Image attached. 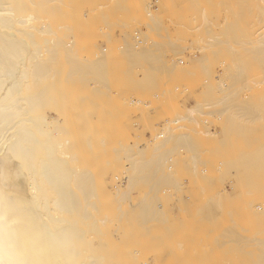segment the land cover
Instances as JSON below:
<instances>
[{
	"label": "bare ground",
	"instance_id": "bare-ground-1",
	"mask_svg": "<svg viewBox=\"0 0 264 264\" xmlns=\"http://www.w3.org/2000/svg\"><path fill=\"white\" fill-rule=\"evenodd\" d=\"M67 1L0 0V264H149L148 261L144 262L145 257L141 260L139 259L143 256L137 257L138 255L134 253L135 255H132V258H130V256L124 257L125 255L123 256L121 252V248H124V246H127L128 244L131 245L135 236L134 232V235L131 233V236H129L130 238L133 237L132 241L130 240V243L128 242L127 245L125 244L122 245L123 247H119L121 246L120 240L123 239L122 231L125 222L127 223L129 220H133L132 218L135 217V215L132 213L130 214V212L138 213L141 211L140 225L141 223H146L151 220V218H154V212H152L154 213L153 217L149 218L146 216L148 213L147 210L151 208V206H148L150 208L147 209V206H145V203H147L149 199H144L143 201L136 203L134 195L136 194V191H140V188L143 187L146 191L145 194L147 195L157 194L156 196L159 197L160 194H162V196L163 194H171L173 198L174 194H183L182 196L187 194L186 186L189 185V182L191 184L194 181L197 182L198 186L195 185V187H199L200 185L199 190L202 189L199 191L200 193L202 191H208L209 186L215 185L214 183H216V179H212L211 176L208 175V173L211 172V168L210 171L208 167L207 170H204L203 166L206 162H203L204 160L201 159L198 153L194 154L196 146L197 148L201 147L202 142L197 143L196 140H199V138H197L198 136L194 137L195 134L192 135L191 132L189 134L188 131L192 130L195 133L196 131L200 133L205 127L207 130L204 128L206 131L203 133L204 130H202L201 133L211 136L210 134H215L217 129L221 128L223 134L224 132L228 133L229 131H232L231 134L233 135V130L239 128L240 130H237L239 133L236 132L237 134H235L234 132V136L241 139L245 137L248 140V130L256 129L251 128L252 126L254 127L255 123L260 121L262 127L261 125L259 127L264 130V0H236V2L239 1L238 3L235 1L233 2V0H167L166 5H163V2L161 3L162 0L155 1V7L156 5L164 6L160 7L161 10L162 8H167L166 11L164 10L165 12L162 10V13L158 12L160 10L159 7L154 9V11L152 10L151 7L153 4H150L151 0H139L140 4L135 3L138 0H109V3L103 0V4H99L98 1L99 6L97 7L93 6V4H91L90 7V2L86 3L85 0L86 6L84 7L88 9L90 7V13L93 11V14H98L105 23V25H103L104 29H106L105 31L103 30L104 32H107L112 26L118 27L120 30L125 29L123 32H125L126 35H124L125 33H122L124 36L121 37L124 39H121V41H123L121 43L124 45L122 44L123 47L119 48V44L118 47L119 52L121 50L123 52L124 61L126 63V65L124 63L123 65L125 66H122L123 59L121 64L120 61H117L121 60V58L117 57L118 55L116 56V50L112 51L115 55L114 53L109 55L108 51L112 48L109 44L107 46L110 47V50H108L103 44L101 45V40H99L100 43H98V41L93 43V38L90 40L87 38L88 35L86 37L82 36L83 34L81 35L80 32L82 31V28L78 27L81 26V22L85 24L86 21L78 22L81 19H73L70 15L67 17V14L72 12L69 10H72L74 6H71V4L75 2L73 1V3H69ZM92 1L93 0H91V3H93ZM94 1L96 2V0ZM163 1L165 2V0ZM76 2L79 4L83 1ZM105 2H107L110 7L108 4V6H106ZM96 3L94 5H96ZM82 4L80 3V6H78L81 7ZM185 6H187L188 10ZM106 7L109 9L107 8L106 10ZM182 7H185L186 10L184 11H188V13L184 12ZM86 8H82L83 11ZM92 8L94 9L92 10ZM77 11L80 13L81 9H78ZM87 11L89 12V10ZM194 11L196 12V15H194ZM252 12H255V19L251 14ZM108 13H112L113 18L109 17L110 20L112 19V22L108 19V15L110 16ZM250 14L253 18H251V20L257 19L259 22L262 20V23H260L263 24L262 26L257 27L259 25L258 22L256 29L252 30L255 31L253 35L251 34L252 36L249 35L250 33L248 34V31L244 28L246 26H244V23L247 21ZM72 16L76 15L72 14ZM77 16L80 17L78 12ZM84 17L87 16H83L82 13L81 18L83 19ZM88 17L89 20L91 19L92 21L93 18H90V16ZM94 19L93 21L95 22ZM107 20L109 24L111 22V27H109L110 25H107ZM251 20L248 19V21H250L247 22L248 25L249 23L253 25V23L256 22ZM91 21L89 22L87 19V24L89 22L90 25ZM98 21L99 20H96V24ZM102 21H100V24H102ZM135 23H138L145 32V34L142 33L140 28H138L139 26L137 27L141 31L140 33L143 34L142 37L144 40L138 35V38L140 37L139 40L141 39L142 41H137L136 43H134L133 40H129L131 38L126 32L127 30H130V28H133V24ZM96 24H93L92 32L95 30ZM100 24H97L99 25L98 27L102 26ZM192 24L196 25L192 28ZM132 25L133 27H131ZM251 25H249V30ZM118 28H115V30H118ZM137 28L135 29L134 27L135 30H138ZM246 28L248 30V26ZM253 28L255 27L253 26L252 29ZM89 29L86 28L85 31H90ZM99 30L100 29H98V31ZM120 30H118V32ZM108 32L110 33L111 31ZM115 32L117 33V31ZM115 32H111L112 34L110 33V36L112 35L111 38ZM130 32L131 31H129V33ZM159 32H164L166 34L160 33L161 35H159ZM86 34L88 33L86 32L84 35ZM120 34L118 33L117 35L119 36ZM154 35L158 36V40H153L152 36ZM98 36L102 38L101 34L96 35V37L94 36V38H97ZM133 36H135V34ZM150 37L152 39H150ZM96 40H98V38ZM116 40L118 42L119 38H116ZM113 41L114 40H112L111 43H113ZM114 42L116 43V41ZM106 44L107 43L105 42V45ZM184 45L186 47L185 51L191 48L193 49L188 57L185 56L187 57L185 59L186 64L183 62V59H181L183 56L182 53L185 52L183 51L185 49L183 47ZM234 46H236V48H238L237 46L241 47L239 49H242V51H236L237 49H234ZM116 47L117 45L114 49H117ZM194 49L197 51L194 52ZM189 52L187 51V53ZM171 53L174 54V58L169 56ZM232 55L234 59L230 60L231 62L228 59L230 63L227 64L229 65H224V63L223 66H220V63H218L220 67L211 65L213 62L217 64V61L221 62L222 59H227ZM121 57L123 58L122 55ZM168 57H171V59ZM115 62H118V64ZM122 79L124 82H122L123 84L120 83ZM196 79H198V81H196ZM160 81V88H162L161 84L167 86L170 83L171 87H173L171 84L175 85V89L172 88L173 91L170 89V91L168 90L169 92H166L169 94V98L170 95L171 97L173 95H178L179 90L176 86L180 88V86L183 85V89L186 87L184 89V91H186V96L184 95V103L186 104H183L184 108H181L179 105L183 103L182 100H180L182 103L175 101L176 105L174 104L175 102H173L175 107H180L179 111L183 109V113L182 111L180 112L181 114L175 112L176 114L173 116L174 119L172 118V121L169 123L164 122V129H160V127L158 130L156 127V130L155 127H153L154 130L152 128L150 131L149 128L151 129V126H149L148 130H142L145 115L142 119L141 117L137 118L138 120L141 119V121L144 119L142 121L143 126L141 125L142 129L140 132L142 133L140 134V137L144 132L151 135L150 138H148L149 141H146V138L143 139L145 140L143 144L139 142V139H141L139 138V135H135L137 132L136 129L134 132H132V130L130 131L134 133L133 136L135 139L136 137L139 138L136 140L137 142L132 143V137L130 139L131 142H129L128 137L125 140V137L122 136L125 143L123 142L124 140H119V142H122H120V146L118 145V147L111 144L115 141L114 133L116 135L117 132L122 134H127L129 132L128 134L131 136L132 133H130L128 129L132 127V122H135V120L132 122L130 121L131 127L129 126V128H127L128 126L123 122V116H118V119L122 118L123 120H112L114 123L118 121L117 125L113 124L112 121L108 122L110 117L108 120L104 117L108 122L105 124L107 125V129H104L105 127L103 126L102 128L104 130L88 129L91 124L94 125L92 122L93 118L96 120L97 115L99 116L97 111L101 110L102 112V107L100 108L99 106V110L97 109L98 105L95 104L93 110V104L91 103L93 101H88V104L91 103V109L94 111V114H92L93 111L87 113V116H91L92 114V118L88 117V119L90 118L92 120V123L90 124L88 119H85V112V115L81 113L79 114L80 117L77 118V120L81 119V121L79 120V122H75L77 121L75 120V115L77 116L78 114L74 112L73 108L75 107L68 103L73 100L75 95H77L76 92L79 91L78 93H80L84 90H78V86H81L82 88H89V93L92 94L91 96H94L93 98L100 97L99 99L101 101H103V98L106 96L111 98L109 95L116 96V93L123 91L121 93L124 94V98L130 97L127 98V100L123 98L128 102L125 103H127V105L130 103L136 104V102H129V99L130 101H133L131 98L134 97L132 91L136 92L135 97H139V91L137 90H140V87L142 88L143 84H145L144 87H152L151 83L154 82L155 85H157ZM117 84H122L123 87L118 86L116 89L115 86ZM155 85H153V88ZM136 87H138L137 90ZM144 87L142 90H144ZM162 89H164V87ZM162 89L158 90L162 91ZM183 89L180 88V90ZM146 91H144V94H142V91L140 92L142 98H145L144 95ZM151 91L152 94H155L154 91L157 92L156 89L152 90V88H148V93H151ZM84 93H86L85 90ZM166 93H162V95H167ZM152 94H146L145 103L154 102L157 95V98H161V96H159V91L155 97L153 96L154 94ZM81 95L82 98H85L83 93ZM122 96H118V99L115 97V99L120 100ZM149 96L152 97L154 101H149ZM79 98L80 105H88L85 104L86 102L84 103L81 101L80 96ZM93 98L91 100H93ZM108 98L106 102L104 100L101 104L107 105V101L108 103L113 101L108 100ZM94 100H96V98ZM167 100L169 101L171 99L167 98ZM74 101L75 100H73V102ZM97 101L98 100L95 102ZM99 101L98 103L101 102ZM144 101L142 99L141 101L139 100L141 104L138 102V106H143ZM191 101L194 103H191ZM157 102L158 101H156V103ZM123 103H120V105ZM115 104L116 102L113 103V105ZM150 104L153 106V103ZM108 105L107 107L110 108L111 106ZM103 107L104 112L105 108L109 111L106 106ZM114 108L116 107L114 106ZM178 108H176V110H178ZM123 109L125 110L124 107ZM168 109L169 108H167V110ZM88 110H90L89 107ZM154 110L155 111L153 112H156V110L159 112L160 108H154ZM80 112L79 109V113ZM109 112H111L110 116L112 114H117L112 113L114 111ZM120 112L122 111L119 110L118 114ZM125 112L126 111H124V113ZM160 113L163 112L160 111ZM106 114L107 113L104 115ZM157 114L161 116L159 113ZM170 114H172V112ZM100 115H102V113H100ZM115 115L111 117L115 118ZM130 115H126L125 118L127 119L128 117L129 119ZM133 115L131 116L132 118H134ZM159 116H156V118ZM166 116L168 115L165 114L164 117ZM131 117L130 119H132ZM148 118L150 117L147 116V120L144 123L147 121L152 123ZM161 118H159L161 120L158 121L157 124L163 122V119L165 120V118ZM167 119H169V117L166 118V120ZM106 120L102 122L103 124L101 121L98 122L100 124L96 121L95 123H97V125H95H104ZM120 122H122V124L124 123L123 125L125 128L119 129L120 127L118 125ZM150 123H146L145 126L148 124L150 125ZM243 123H247L246 126L249 127L248 130V127L246 128L244 124V129L247 131L241 128V124ZM108 124H111L110 127L112 132L108 130ZM128 124L129 123H127V125ZM112 125H116V127H113L115 129L118 126V129L121 131L119 132L117 129L114 132ZM138 127L139 130L140 125H138ZM210 127L219 128L212 133V128L210 129ZM122 129H127V133H125L124 130L122 131ZM208 129H210V131ZM241 129H243L244 132L246 131V133ZM220 131L221 130L217 131V133H220ZM254 131H252V134L250 131V134L253 135V133H255ZM139 133L137 132V134ZM219 133L218 135H213V137L215 136V142L212 144L213 140L210 143V145L212 144L211 147L217 143V136L220 140H223L224 137H222V133ZM229 134L230 132L226 134V136ZM118 136H120L121 139V134ZM236 137L233 139V136H231V139L238 140ZM117 138L116 140H118ZM208 139L211 141V138L204 139V141L207 140L206 144L208 143ZM259 139L260 141L258 140V142H256V140L255 142H252L253 140L251 142L246 140L245 143L247 142L248 145H244V148L238 146L237 142L240 141H237V145H234L236 148L231 144L233 149L235 148L237 152L241 148V152L238 155H236L235 152L237 157L235 156L236 158L233 157L235 159L228 160V165L225 167L221 164L218 166V163H214L215 166H218V169L215 170L223 171V174L225 173L227 175L231 174V176H236L238 173L237 176L241 178V182L244 181V183L248 185V188L252 186L250 187V190L254 189L252 194L254 195V198L256 193L255 188L257 191L258 189L260 190L258 191L259 193H256V196H260V192L262 193V191V194H264V190L262 189L264 186L262 187L263 183L261 182L262 179H264V177L262 178L264 175L262 174L264 172V142H261V138ZM222 140L219 142V145L222 146L224 144V146L227 147V144H221ZM228 141L231 142L232 140H225V142L229 144ZM232 142L234 144L235 141ZM203 144L204 147L205 143ZM226 147L225 150H227ZM228 147L230 148V145ZM238 147L239 149H237ZM202 148L199 149H205ZM219 148L216 147L217 150ZM229 148L227 151H229ZM235 149L234 151H236ZM211 150L212 149L208 150V153H210L209 155L218 158L216 154L218 153L219 155L221 153L220 150H218V152L214 150L217 153L214 155L212 152L213 156ZM190 151L194 152L190 153L193 155H186V152ZM234 151L231 152L234 154ZM229 154L230 153L225 154V157ZM186 156L190 157L189 167L191 164L192 169H190L193 173V175H190V172L187 173V175L193 176V181L191 182V180H189L187 185L184 183L183 174L184 176H187L185 175V167L188 166H184L182 163V161L185 160H182V158H189ZM225 157L223 158L225 159ZM208 160H212V158ZM215 160L216 162L218 161L217 159ZM211 163L213 162L208 161L209 167L211 166ZM221 163H224V161ZM200 166L203 167L204 177L202 176ZM212 167H214V165ZM259 167L263 168L261 174L259 172L261 171V168ZM214 172L215 171L211 173L214 174ZM251 173H259L257 175L254 174L258 176L259 179H256V176L254 175H249ZM243 174L251 176L250 179L246 176L249 181H247L246 178L243 180L244 178L242 177H245ZM236 177L235 179L233 178V180L239 181L240 178L237 179ZM251 178H253V181ZM228 181L232 183V180ZM248 182L250 184H248ZM223 183L226 184L225 182ZM238 183L235 182L234 184L237 185ZM242 184L243 183H239L238 185L241 186ZM230 185L231 184H229V186ZM215 186H217V184ZM229 186L228 188H230ZM231 186L233 188L231 187L232 191H230L234 195L235 187L233 184ZM195 187H191L193 188L194 194H199L196 192L198 189H195ZM240 189L242 191V189L245 188L241 187ZM247 189L246 192L248 193ZM214 190L215 189L213 188V192ZM238 191L239 189H236L235 194L238 193ZM213 192L210 195L211 197ZM190 193L188 192V194L192 196ZM239 193L236 195L238 198ZM241 194L243 195L244 192L240 193V196L242 197ZM152 196L149 195V197ZM165 197L163 198V202L166 201ZM230 197L228 198L230 199ZM232 197H234L233 200L236 199L235 195ZM243 197H247V195H244ZM261 197L263 198L264 196L261 195ZM157 198L155 196L152 197L150 202L155 204L156 202H160L161 205L160 197V200ZM193 198L194 196L189 199L191 200ZM228 198L227 200H229ZM258 198L259 197H257V199ZM202 199L203 197L200 198V200ZM196 200L192 202H195V204H193L197 207ZM224 200L226 201V198ZM203 201L205 200L203 199ZM218 201L211 200L210 202H206L205 205L202 204L201 201L202 206L199 205L197 207H201L200 213H202V215H206L209 218L211 216L210 220H212L210 222H208L209 220L207 219L208 224L214 223L213 220L216 219V216L213 214L214 209L218 210L221 208L222 210L225 206V203ZM229 201L232 202V199ZM236 201L231 204H235ZM247 201L248 200H246V203L244 202L246 206L250 204V202L247 204ZM253 201L257 200L253 199ZM167 202L169 204L165 202L168 205L165 207L166 210L170 209L171 212H174L170 206L172 203H175V201L172 202L171 205V201ZM184 202L186 205L191 203V201L187 203L186 201H183L182 203L180 202L181 204L179 205V208H181ZM258 202L259 201H257V203L253 202L255 205H258L256 206V212H254L255 208L250 209L253 210V214H249L250 210L248 212L247 209L248 216H245L246 213L244 214L243 206H245V204H243L242 201L241 203H236L240 204V208H238L240 209L239 211H227L228 218L222 219V217L219 216L224 215L223 213L227 209L224 207L225 211L222 213L220 210L222 214H218L219 220L218 217L217 220H215L218 224L222 219L223 224H220L222 227L218 225L221 229L216 227V224L214 223L218 230L216 229L217 231L214 232L211 228L212 231L208 230V233L205 235L204 233L206 230L201 229L200 226V229L203 230V236H197L199 242L196 244H193L194 242L191 241L193 238L190 239L192 242L191 244H193V246L190 245L192 250L186 241L189 239L188 236L187 238H181L185 241L182 242L186 243V251L185 249L183 250L186 252L187 256L189 254L192 258V260H190L192 263L188 262L187 264H264V204L262 201V204L260 203L261 205L259 206ZM227 203L229 202L226 201V205ZM160 205L158 206L160 207ZM175 205L177 204L175 203L174 206ZM190 205L193 206L192 203ZM152 207L154 206L152 205ZM227 207L229 208L230 206L227 205ZM231 207H236L237 209L238 205H231ZM187 208L188 206L186 209ZM129 209L132 211H129ZM162 209L161 211H163ZM182 209L185 210L184 208ZM175 210L177 211V207ZM217 210H215V213L220 212ZM186 211L188 213V209ZM193 211L190 213H193ZM168 213L169 210L167 214ZM187 213L186 215L189 214ZM129 215H133L131 216V219L129 218ZM150 215L152 216V214ZM156 215L157 213L155 216ZM171 215L170 217H166L167 215H165V218L169 219L171 218ZM190 216L191 215H189V218L193 215ZM178 217L179 214H177V217L174 219L176 220ZM199 218V216L198 218H194L195 221L194 219L192 220V218L190 219V221H194V227L196 226V219L199 220ZM138 219L139 218L137 217L136 222L133 223H137ZM165 221L163 220L162 222ZM173 221L174 220L172 219V224L174 223ZM156 223L159 222L157 221ZM201 223H199V225ZM199 225L197 226L199 227ZM142 226L143 230L146 229L144 227L145 225ZM128 227L127 229H129ZM132 227H134V225L131 226V228ZM194 227H188L187 225L186 229L188 230V228H191V232L193 231V234H195L194 236L196 237V233H199V230L195 227V232L196 230L198 232L194 233ZM166 228L169 230L168 227ZM171 230L172 229H170V231ZM191 232L189 235L193 237ZM127 234L130 235V232ZM146 235L149 237V234ZM180 235L182 237L181 233ZM148 237L147 240H150ZM206 237L209 241L204 242ZM181 239L179 240L181 241ZM175 240L173 239V241ZM166 242L169 241L167 240L165 243ZM176 243L178 244V242ZM176 243L173 242V245ZM169 244L173 246L172 243L169 242ZM181 244L178 246L180 247ZM142 246H144V244ZM159 248H161V246ZM159 248L158 250H155L153 254L159 251ZM125 250H127V248H125L124 251ZM171 250L169 251L170 253ZM139 251L141 252V250ZM179 253L178 256L181 255V251ZM161 254L163 255V253ZM171 254V256H173L174 253ZM140 255H142V252ZM155 256L157 257V255ZM171 256H169L170 259ZM152 257H154V255ZM180 257H178L179 260L183 259V257ZM168 258L164 260H168ZM154 259L155 257L153 259L151 258V261L153 260L152 264H164V260L162 261L161 259V261L154 262ZM188 259H190V257H188ZM184 260H186L185 256ZM174 262L176 263V261Z\"/></svg>",
	"mask_w": 264,
	"mask_h": 264
},
{
	"label": "rangeland",
	"instance_id": "rangeland-1",
	"mask_svg": "<svg viewBox=\"0 0 264 264\" xmlns=\"http://www.w3.org/2000/svg\"><path fill=\"white\" fill-rule=\"evenodd\" d=\"M66 1H67V0H66ZM71 1H72V2H71ZM71 1L69 0V1H67V2H69V3H73V1H75V2H74L73 4H71V6H73V5H74V6H73V9H72V10H69V11H72V12H70L69 14H67V17H69V15H70V17H72L73 19H76V20H77V19H78V20L81 19V20L78 21V22H81V21H84V20L86 21L85 24H84L83 22H81V23H80L81 26L78 27V28H82V31L80 32L81 35L83 34L82 36H85V37L88 35L87 38L90 39V40H92V38H93V40H92L93 43H94V42H97V41H98V43H100L99 40H101V45L103 44L104 46H106L108 50H110V47H112L111 50L108 51L109 55L112 54V53H114V52H112V51H115V50H116V51H115L116 56L118 55L117 57H120V58H121V60H117V61H118V62L120 61V64H121V61H122V59H123V61H122V66H125L126 63H125V61H124V55H123V52H122L121 49H120L121 51L119 52V49H118L119 44H120V47H119V48H122L123 45H124L123 43H121V42H123V41H121V39L124 40V39L121 38V37H123L124 35H126V33L123 32L125 29H124V30H120V28H118V27H114V26L111 27L112 19L110 20L109 17L113 18V16H112V13H111V14L108 13V14H110V16L107 14V15H108V19H109L111 22H110V24H109V22H108V20H107V25H110L109 27L112 28V29H111V28L108 29V31H111L112 33L115 32V31H117V33H116V32L114 33V35H113V37H112L113 39H112V38H111L112 35L110 36V33H111V32H110V33H109L108 31H107V32H104V31L106 30V29H104V26H103V25H105V23H104V22L102 21V19L98 16V14H96V15L93 14V11L90 13V11H91V10H90L91 4H93V6H95V7H97V6H99V4H101V3L103 4V2H102L103 0H96L97 3H96L94 0L92 1L93 3H91V0H90V1H89V0H86V3H89V2H90V3H89V4H90L89 9L86 8V7H84V6H86V5H85V4H86V3H85V0H71ZM76 1H79V2H80V1H83V2H80L81 4L83 3V4L81 5V7H79V6H80V5H79L80 3L78 4V2H76ZM98 1H99V4H98ZM104 1H107L108 3L110 2L109 0H104ZM155 1H159V0H151V3H150L151 5L153 4L152 7H151L153 11H154V9H157V7H159V9H160V7H164V6H159V5H158V6L156 5V7H155V6H154ZM234 1L236 2V0H233V2H234ZM94 2L96 3V5H94V4H95ZM107 2H105V3H106V4H105L106 6L109 5ZM162 2H163V3H162ZM165 2H166V3H165ZM165 2H164L163 0L161 1V3H162L163 5H164V4H165V5L167 4V0H165ZM238 2H239V1H238ZM238 2H236V3H238ZM135 3L140 4L139 0H138L137 2H135ZM75 4H76V5H75ZM77 4H78L79 6H78ZM89 4H88V5H89ZM107 4H108V5H107ZM159 4H160V3H159ZM250 4H251V2H250ZM88 5H87V6H88ZM251 5H252V4H251ZM93 6H92V7H93ZM75 7H76V8H75ZM109 7H110V5H109ZM165 7H166V6H165ZM185 7L187 8V6H185ZM185 7H184V8L182 7V8H183V11L186 10ZM71 8H72V7H71ZM82 8H86V9H84V11H83ZM107 8H108V7H106V10H107ZM78 9H79V10L81 9L82 12L80 11V13H79V11H77ZM93 9H94V8H92V10H93ZM108 9H109V8H108ZM159 9H158V10H159ZM87 10H89V12H88ZM162 10H163V11H164V10L166 11L167 8H166V9H163V8H162ZM162 10L160 9L158 12L160 13ZM187 10H188V8H187ZM85 11H86V12H85ZM165 11H164V12H165ZM77 12H78V14L80 15V17L77 16ZM87 12H88V13H87ZM184 12L188 13V11H184ZM194 12H195V11H194ZM250 12H251V11H250ZM82 13H83V16H85V15H86L87 17L90 16V18H93V19L96 17V18L94 19L95 22L93 21V19H92V21H91V19L89 20V17H88V18H87V17H84V18L82 19V18H81ZM161 13H162V12H161ZM72 14H73V15H76V16H72ZM87 14H88V15H87ZM89 14H91L92 17H91V15H89ZM251 14H252V16H254L253 18L255 19V16H256V15H255V12H252ZM251 14H250L249 17L247 18V21L244 23V26L246 25L244 28H245L246 31H248V34L250 33L249 35H251V34L253 35V34H254L255 31H252V30H255V29H256V25H258V22H259L257 19H256V20H251V18H252ZM182 15H183V14H182ZM186 15H187V14H186ZM194 15H196V12H195ZM93 16H94V17H93ZM97 16H98V18H97ZM138 16H139V15H138ZM78 17H79V18H78ZM120 17H121V16H120ZM139 17H140V16H139ZM253 18H252V19H253ZM87 19H88L89 22L91 21V24H90V25H89V22H88V24H87ZM248 19L251 20V21H253V22L256 21L255 23L251 22V23H253V25H251V24L249 23V25H251V26H250V30H249V25L247 24V22H250V21H248ZM96 20H99V21L97 22V24H100V23H101L100 21H102V24H100V25H102L101 27H102L103 29H102L101 27H98L99 25L96 24ZM260 22L262 23V20H261ZM260 22H259V25H258L257 27L263 25V24H261ZM103 23H104V24H103ZM83 24H84V25H83ZM93 24H94V25L96 24V27H95L96 33H95V30L93 31L94 33L91 31V30H93V29H92V28H93ZM85 25H86V26H85ZM91 25H92V26H91ZM133 25H134L135 29L139 26L138 28H140V30L142 31V33L145 34L144 30L140 27V25H139L138 23H137V24L135 23V24H133ZM133 25H132L131 27H133ZM135 25H136V26H135ZM192 25H193V26H192ZM192 25H191V26H192V28H193L196 24H192ZM82 26H83V27H82ZM88 26L90 27V29H89ZM247 26H248V30H247V28H246ZM253 26H254L255 28L252 29ZM85 27H86L87 29H89L90 31H85V30H86ZM105 27H107V26H105ZM134 27H133V28H130V30H127V31H126L127 34H129V36H130V38H131V39H129V40H130V41L133 40L134 43H136L137 41H142V40H144V38L142 37L143 34L140 33L141 31H140L138 28H137L138 30H135ZM83 28H84V29H83ZM96 28H98V29H100V30L98 31V29H96ZM113 28H114V29H113ZM115 28H116V29L118 28V30H120V31L118 32V30H115ZM122 29H123V28H122ZM128 29H129V28H128ZM83 30H84V31H83ZM103 30H104V31H103ZM112 30H113V31H112ZM132 30H133V31H132ZM97 31H98V32H97ZM102 31H103L104 33H103ZM129 31H131V32L129 33ZM135 31H136V33H135ZM84 32H85V33L87 32L88 34L84 35V34H85ZM101 32H102V33H101ZM252 32H253V33H252ZM112 33H111V34H112ZM118 33H119V34L121 33V34L119 35L120 37L117 35ZM122 33H125V34L122 35ZM160 33H161V32H159V35H161V34H166V33H164V32H162L161 34H160ZM94 34H95V35H94ZM98 34H99V35L101 34L102 38H101L100 36H98V37H97L98 40H96L97 38H94V36L96 37V35H98ZM102 34H103V35H102ZM131 34H132V35H131ZM134 34H135V36H133ZM138 35H139L140 37H142V38H141L142 40H141V39L139 40L140 37L138 38ZM157 35H158V34H157ZM252 35H251V36H252ZM90 36H91V37H90ZM115 36H116V38H119L120 42H119V40H118V42H117ZM89 37H90V38H89ZM108 37H109V38H108ZM132 37H133V39H132ZM99 38H100V39H99ZM103 38H104V39H103ZM137 38H138V40H137ZM152 38H153V40H155V39L158 40V36H156V35L152 36ZM152 38L150 37V39H152ZM106 40H107V41H106ZM110 40H111V41H110ZM112 40L116 41V43H115L114 41H113V43H111ZM185 41H186V38H185ZM103 42H104V43H103ZM105 42L107 43L106 45H105ZM108 42H109V43H108ZM145 42H146V41H145ZM108 44H109L110 47L107 46ZM114 44H115V45H114ZM122 44H123V45H122ZM183 44H184V43H183ZM111 45H112V46H111ZM116 45H117V47H116L117 49H114V47H115ZM185 45H186V43H185ZM185 45L183 46V47L185 48L183 51L186 50ZM237 47H238V48H236V46H234V49H237L236 51H242V49H239V48H241V47H239V46H237ZM112 49H114V50H112ZM238 49H239V50H238ZM117 50H118V51H117ZM190 50H191V51H190ZM192 50H193L192 48L189 49V50H187L188 52L190 51L189 53H187V51L183 52L182 54H183L184 58H183V56L181 57L182 54L180 55L181 59H183V62H184L185 64H186V60H185V59H186V58L188 57V55L192 52ZM196 51H197V50L194 49V52H196ZM121 52H122V53H121ZM115 53H114V55H115ZM171 54H172V53H171ZM171 54H170L169 56H171V57L174 58V57H175V56H173L174 54H172V55H171ZM178 54H179V53H178ZM121 55L123 56V58L121 57ZM185 56H187V57H185ZM171 57H168V58L171 59ZM230 57H231V58H230ZM230 57L227 58V59L225 58L226 60H225V59H224V60L222 59V60H221L222 63L219 62V61H217V64H215V63L213 62V63H211V65H212V66H215V67L223 66V63H224V65H229V64H227V63H230V62H231L230 60H233V59H234L233 55L230 56ZM236 57H238V56H236ZM236 57H235V58H236ZM246 57H247V56H246ZM177 58H179V57H177ZM177 58H176V59H177ZM118 59H119V58H118ZM179 59H180V58H179ZM228 59H229L230 62L228 61ZM223 61H224V62H223ZM225 61H226V62H225ZM118 62H115V63L118 64ZM123 63H124L125 65H123ZM218 63H220V64H219L220 66L218 65ZM214 64H215V65H214ZM221 64H222V65H221ZM217 65H218V66H217ZM118 66H120V65H118ZM217 70H218V69H217ZM156 79H157V78H156ZM196 81H198V79H196ZM122 82H123V79H122V81H120V83H122ZM154 82H157V81H154ZM154 82H153V83H154ZM169 82H170V81H169ZM169 82H168V83H169ZM123 83H124V82H123ZM123 83H122V84H123ZM153 83H151L152 87H148V86H147V87H148V88H152V90H154V89L157 90V92L154 91V92H155V94L153 93L154 95L152 94V91H151V93H148V88H147V87H144L145 84H143V86L141 85L142 88L140 87V90L138 89L139 86L136 87V90L138 89L137 91H139V97H138V96L135 97V93H136V92H133V91H132V95H133L135 98H134V97H131V98L133 99V101H130V99H129V102H134V103L136 102V104H137V103L139 102V100H140V101H141V99H142L143 101L145 100L144 103H143L145 106H144V105H143V106L140 105L141 107L138 106V104L136 105V104H133V103H130L131 105L128 104V105H130V106H128V105H127L128 102H127L126 100H127V98H130V97L124 98V97H125L124 94L121 93V92H123V91H121L122 89L120 90L121 92L119 91L120 93H116V96H111V95H109V97H111V98H108V96H106V97L108 98V100H110V101L113 100L111 103H108V101H107V105L109 104V105L112 107V108H111V107L109 108V107H107V105H105V104L102 105V104H101L104 100H105V102H106V100H107L106 97L103 98V99H104L103 101H101V100L99 99L100 97H99V98L95 97L96 100H98V101L100 100V101H101V102L99 101L100 103H98V101L95 102L96 100H94V99H95V98H93L94 96H91L92 94L89 93V91H90L89 88L86 89V88H82L81 86H78V90H82V89H84V90L86 91V93H84V90H82V92H80V93H78V92H79V91H78V92H76L77 95H75V97H77V96L79 95V96L81 97V101H83L84 103L86 102L85 104H88L90 101H93V102H91V103L93 104V110H94L95 104L98 105V108H97V109H99V110H100V108L102 107V108H101V109H102V112H101V110H100V111L95 110V111H97V114L99 113V116H100V117L97 115L96 120H95V118H93V121L90 119V118H92V114H94V111L91 109V108H92V106L90 105L91 103L88 104L89 106H88V105H87V106H86V105H80V104H79V103H80V98H79V96H78L77 98H75V97L73 98V100H75L74 102H73V100H71L72 102L69 101L68 103L71 104L73 107H75V108H73V109H74V112H76L78 115L81 114V113H83V115L86 114V115H85L86 118H85L84 116H82L83 118L88 119V117H90V118H89L90 120L88 119V121L90 122V124L93 122L94 125H95V124L97 125L98 122L101 121V123H102V122L105 121L106 119L108 120L109 117L111 118V120H110V118H109V121H108V122H110V121H112V120L115 121V120L118 119V116H119V117L123 116V119H124V120H123L122 118H119L118 120L120 121V119H122L123 122L126 124V126H128L127 128H129V126L131 127V125H130V121L132 122V121L135 120V122H132V123H133L132 127L134 126V127H133L134 129L131 127L130 129H128V131L132 130V132H134V130L136 129V131L139 133V132L141 131L143 125H144V126H143V129H142V130H145V131L148 130L149 126H151V129L149 128L150 131L152 130L153 127H155L156 130H157V128H158V130H159L160 127H161L160 129H162V128L164 127V126H163V125H164V122H168V123H169L170 121H172V120L174 119L173 116H174L176 113L181 114V113H180L181 111H182V113H183V109H182L181 111H179V110H180V107H181V108H184V105L186 104V103H184V99H185L184 97L186 96V91H184V89H185L186 87H184V89H183V88H182L183 85H182V86H180V88L183 89V90H180V88H179L178 86H176V87L178 88V90H179V93H178V95H176V93H175L176 96L173 95V96H172L173 99H172L171 95H170V98H169V94H167L166 92H169L170 89L172 90V88L175 87L174 84H171L173 87L170 86V83L167 85L168 87H167L166 85H164V84H161V87H162V88L164 87V89H162V88L159 87L161 81H160L158 84L156 83L157 85H155V83H154V84H153ZM122 84H119V85L117 84V85H116L117 87L115 86V88L117 89L118 86H122ZM146 85H148V84H146ZM153 85H155L154 88H153ZM162 85H163V86H162ZM122 87H123V86H122ZM143 87H144V90H142ZM165 87H167V88H165ZM80 88H81V89H80ZM157 88H158V89H162V91H161V90H158ZM146 89H147V91H146ZM174 89H175V88H174ZM166 90H167V91H166ZM168 90H169V91H168ZM87 91H88V92H87ZM141 91H142V94H144V91H146V92H145V95H144L145 98H146V94H152V95L155 97L156 94H157L158 91H159V93H160L159 96H161V98H159V97L157 98V96H158V95H157V96H156V99H154V100H155V101H154V100L152 99L153 96L150 95V96H152V97L149 96V97L151 98V100H150L149 97H147V98H149V101H154V102H148V101H147L148 103H145V102H146V99H145V98H142V95H140V94H141V93H140ZM172 91H173V90H172ZM181 91H182L183 93H182ZM130 92H131V91H130ZM149 92H150V89H149ZM82 93H83V96L85 95V96H84L85 98H82V95H81ZM137 93H138V92H137ZM162 93H166L167 95H162ZM87 94H88V95H87ZM117 94H118V96H120V95L122 96V95H123L122 98H121L120 100H116V99H118V98H117V97H118ZM181 94H182V95H181ZM136 95H138V94H136ZM184 95H185V96H184ZM90 96H91V97H90ZM147 96H148V95H147ZM112 97H113V98H112ZM115 97H116V99H115ZM137 97H138V98H137ZM154 97H153V98H154ZM174 97H175V98H174ZM176 97H177V98H176ZM178 97H179V98H178ZM88 98H89V99H88ZM92 98H93V100H91ZM105 98H106V99H105ZM119 98H120V97H119ZM123 98L126 99V100H124ZM140 98H141V99H140ZM167 98H168V99H171V100L168 101ZM77 99H78V100H77ZM83 99H84L85 101H84ZM132 99H131V100H132ZM135 99H136V100H135ZM158 99H160V100H158ZM162 99H163V100H162ZM164 99H165V100H164ZM177 99H179V100H177ZM89 100H90V101H89ZM123 100H124V103H123ZM161 100H162V101H161ZM166 100H167V101H166ZM180 100H182L183 103L180 102ZM88 101H89V102H88ZM156 101H158V102H157L158 104L156 103ZM170 101H171V102H170ZM175 101H177V102L179 101V103H182V104L179 105V106H180L179 108H178L177 106H176V107L174 106V104L176 105V102H175ZM83 102H82V103H83ZM115 102H116V104L113 105V103H115ZM118 102H119V105H118ZM125 102H127V103H125ZM173 102H175V103L173 104ZM185 102H186V100H185ZM84 103H83V104H84ZM120 103H123V104H121L122 107H121ZM150 103H153L154 108H160V111L163 112V113H160V111L157 112V110H156V112H153V111H155V110H154L152 104H150ZM164 103H165L166 105H165ZM167 103H168V104H167ZM191 103H194V102L191 101ZM111 104H112V105H111ZM139 104H141V102H139ZM160 104H161V105H160ZM183 104H184V105H183ZM77 105H79L80 107L77 106ZM101 105H102V106H101ZM109 105H108V106H109ZM116 105H117V106H116ZM146 105H147V108H146ZM159 105H160V107H159ZM164 105H165V106H164ZM90 106H91V107H90ZM99 106H100V108H99ZM103 106H106V107L109 109V111H114V112H112V113H117V114H116L117 116H116L115 114H112V115H111V116H114V115H115V118H116V119H115L114 117H111V116H110V113H111V112H109L106 108H105V112H104V110H103L104 107H103ZM114 106H115L116 108H114ZM131 106H132V107H131ZM134 106H135V107H134ZM151 106H152V108H151ZM156 106H158V107H156ZM172 106L175 107V108H173ZM85 107H86V108H85ZM88 107L90 108V110H88ZM123 107L125 108V110L123 109ZM128 107H129V108H128ZM162 107H163V108H162ZM170 107H171V108H170ZM78 108H79L80 111H81L80 113H79V109H78ZM118 108H120V109H118ZM121 108H122V109H121ZM165 108H166V110H165ZM167 108H169V109H168L169 111H171L172 109H173V110H174V109L176 110V108H178V110H176V111H175V110H174V111L172 110V111H171L172 114H170L171 112H169V111L167 110ZM83 109H84V110H83ZM95 109H96V108H95ZM110 109H112V110H110ZM113 109H114V110H113ZM117 109H118V111H117ZM133 109H134V111H133ZM135 109H136V112H135ZM140 109H141V110H140ZM144 109H145L146 112L144 111ZM148 109H149V110H148ZM161 109H162V110H161ZM75 110H76V111H75ZM115 110H116L117 112H116ZM119 110H121V111L123 112V115H122V112L119 113L120 115L118 114ZM127 110H128V111H127ZM129 110H130V111H129ZM131 110H132V112H131ZM137 110H138V111H137ZM158 110H159V109H158ZM163 110L166 111V112H164ZM82 111H83V112H82ZM86 111H87V112H86ZM89 111H90V112H89ZM92 111H93V113L91 114V116H90V115L87 116V113H88V112L91 113ZM106 111H108V112H106ZM124 111H126V112H125L126 114L124 113ZM149 111H150V112H149ZM84 112H85V114H84ZM129 112H130V113H129ZM138 112H139V113H138ZM141 112H142V113H141ZM168 112H169V114H168ZM175 112H176V113H175ZM100 113H102V115H100ZM105 113H107V114L104 115ZM134 113H135V114H134ZM140 113H141L142 116H141V115L139 116ZM144 113H145V114H144ZM151 113H152V114H151ZM155 113H156V114H155ZM157 113H159L161 116H159ZM130 114H132V115L134 114V115H133L134 118H132V117H131L132 115H130ZM137 114H138V116H137ZM163 114H164V115L166 114V115H168V116L164 117ZM78 115H77V116L75 115V120H77V118L80 117V115H79V116H78ZM103 115H104V116H103ZM107 115H108V116H107ZM126 115H127V116L130 115V116H129V119H128V117H127V119L125 118ZM144 115H145V116H144ZM170 115H171V116H170ZM143 116H144L145 121L147 120L146 118H147V116H148V117H150V118H148V119H150V121H151L152 123L154 122L155 124H154V123L152 124V123H150L149 121H147L146 123H150V125L148 124L147 126H145L146 123H144L145 121H143V120H144V119H143V120H142V121H143V125H142V121H141V119L143 118ZM156 116H159V117L156 118ZM101 117H103V118H101ZM104 117H106V119H105ZM130 117H131L132 119H130ZM140 117H141V119L138 120L137 118H140ZM151 117H152L153 120L151 119ZM161 117L165 118V120L163 119V122H159V124H157L158 121H160V120L162 119ZM168 117H169V119L166 120V118H168ZM83 118H82V120H83ZM99 118H101V119H99ZM113 118H114V119H113ZM155 118H156V119H155ZM159 118H161V119H159ZM172 118H173V119H172ZM73 119H74V118H73ZM103 119H105V120H103ZM158 119H159V120H158ZM75 120H73V121H75ZM79 120L81 121V119H78V120L75 121V122H79ZM94 120H95V121H94ZM98 120H99V121H98ZM107 120H106V123L104 122V125L108 123ZM127 120H128V121H127ZM155 120H156V121H155ZM205 120H207V119H205ZM91 121H92V122H91ZM96 121H97V123H95ZM114 121H112L113 124H116V125H117L118 121H116L115 123H114ZM140 121H141V122H140ZM124 123H123V124H124ZM127 123H129V124L127 125ZM160 123H161V125H160ZM258 123H259V124H258ZM258 123H255V124H254V127H253L252 125H249V126H252V127H251L252 129H253V128H256V129H254L255 131H254V130H251V129L248 130L249 127L246 126L247 123H246V124H245V123L241 124V125L243 126V127L241 126V128H243V129H244L245 126H246V128L248 127L247 130L249 131V132H248V133H249V136H248V137L246 136V137L248 138L249 141L243 136V134H242V136L245 138V140H244L243 137H242L243 139H241V138H239V137L234 136L235 134L239 133V132H237V130H238L239 128H237L236 130H233V131L235 132V134H234V132H233V135H232V134H231L232 131H229L230 134L226 136V134H228L229 132H228V133H225V132H224V134H223V130H222L221 128H220V129H217V128H219V127H210V129H211V128L213 129V130L211 129V132H212V133L215 132L216 129H217V131L221 130L220 133H222V137L226 138V139L223 138V140L221 139V140H222L221 144H222V143H225V144H227L228 146L230 145V148H229L228 146H227V147L224 146V144H223L222 146L219 145V142H220L221 140L219 139L218 136L216 137V138H217V139H216V140H217L216 142H217L218 144L215 143V145H213L214 147H213V146L211 147V145L215 142V139H214L215 136L213 137V135H218V133H219V132L217 133V131L215 132V134H214V133H213V134H210L211 136H209L208 134H206L207 136H206L205 134H203V133L207 130V128H205V127H204V128H205L206 130L203 128L202 130H204V131H203V133H201V132H202V130H201V132H200L201 134L198 133V131H196L197 135H196V133H195L194 131H192V130H191V131H188L189 134H190V132L192 133V135L195 134L194 137H197V136H198L197 138H199L200 141H199V140H196L197 143H201V142H202V145L200 144L201 147H199V148H202L203 145H204L203 143H205V146L203 147V148H205V149L202 148L203 150H200L199 148H197V146H196L197 143H196V144H195V146H196V150L194 151L195 153L190 151V152H186V155H190V156H191V155H193V154H190V153H194V154H197V153H198L199 156L201 157V159L204 160L203 162H206L205 165L203 164V165H204V166H203V167H204V170H207V169L209 168V171H210V168H211V172L215 171L214 174L210 172V173H208V175L211 176L212 179H216V183H214V184H215V185L217 184V186H215V185H213V186H209V188H208L209 190H208V191L206 190L207 192H206V191H205V192L202 191V192H201L202 194H201V193L199 192V191L202 190V189L199 190V189H200V185H199V187H195V185H197V182H195V181L192 182V181H193V176H190V175H193L192 170H191V169H192V165L190 164V167H189V163H190V160H189V159H190V157H189V156H186V157H189V158H185V157L182 158V160H183V159L187 160V161L184 160L185 162L182 161V163H183L184 166H188V167H189V169H188V167H185L186 170L188 169L187 171L185 170V172H186L185 175H187V173H189V172H190V173H189L190 175L184 176V174H183V180H184L185 185H187L188 182H189V180H191L192 184L189 182V185L186 186V193L188 194V192L190 193V192L192 191L190 194H192V196H194L193 199L190 200L189 198L192 197V196L189 195V194L187 195V194H185V193H184V194H185L184 196H182L183 194H181V195H180V194H174V197H176V198H174V197L172 198L171 194H169V195H168V194H166V195L163 194L164 197L166 196V197H165V200H166V201L163 202V198H164V197L162 196V194H160V195L158 194L159 197H160V199H161V200H160L159 197L156 196L157 194H155V195H154V194H148V195L145 194V193H146L145 189H143V187H141V188H140V191H136V194H134V195H135V201H136V203H137V202H141V201H143L144 199H145V200L149 199L148 202H147L148 204L145 203V204H146L145 206H147V209L150 208V207H148V206H151V208H150L149 210H147L148 213H147L146 216L150 218V217H153V214H154V213H155V214L157 213V215L155 216V214H154V218H153V219L151 218V220L148 219V220H149V221H147L148 223H147V222H146V223H141V225H140V222H141V219H140V218H141V216H140L141 213H140V212H141V211L138 212V213H137V212H134V213H133V212H130V214L132 213L133 215H135V217H134V218H135V221H134V218H132L133 220H129L127 223L125 222V224H124V226H123V231H122V232H123V236H122L123 239L120 240V241H121V242H120L121 246H119V247H123L122 245H125V244L127 245L128 242L130 243V240L132 241L133 237H132V238L129 237V236H131V233H132V235H134V233H135V236H134L133 241L131 242V245L128 244L127 246H124V248H121V252H122L123 256H124V255H125L124 257H129V256H130V258H132L135 254H137V255H138V256L136 255L137 257L143 256V257H140V258H139L140 260L143 259V258L145 257V258H144V262H147V261H148L149 264H152V263H153V262H152L153 260L151 261V258L153 259V258L155 257L154 262L159 261V260L161 261V259H162V261H163L164 259H167L169 256H171V255H172L171 253H174V254H173L174 257L171 256V259H170V257H169L168 260H164V264H167V263H168V264H170V263H172V264H178V263H179V264H187L188 262L192 263V261H190V260H192L191 256H190L189 254H188V256H187V255H186V252H185V251H186V245H185L186 243H184L185 241L182 240L181 238H183V237H184V238H187V236H188L189 239H187L186 241H187L188 246H189L190 249H191V248H192L191 246H193V244H196L197 242H199V239H198L197 236H201V237L203 236V235H202V234H203V233H202L203 230H206L205 233H204L205 235H206V233H208V230H210V231L213 230L214 232L217 231L218 229H217L216 227H219V226L222 227V225H220V224H223L222 219H224V218H228V214H227L228 212H227V211H235V210L239 211L240 209H238V208H240V207H239L240 204H236V203H241V201H242L243 204L246 203V200H248V201H247V204L250 202V204H248V206H246V204H245V206H243V204H242V206L244 207V209H243V210H244V214L246 213L245 216L248 214V212H249V210H250L251 208H253V209L255 208V209H254V212H256V211H255V210H256V206H258V205H257V204L255 205L253 202H256V203H257V201H259V202H258L259 206L262 204V201H263V204H264V199H263L264 197H263V198L261 197V195L264 196V194H262V193H263L262 189L264 190V187H263V186H264V182H263L264 179H262V181H261V182L263 183V185H262L263 188L261 189L262 193L260 192V196H259V195L256 196V193H257L258 191H260V190L258 189V191H257V189L254 187V188H255V192H256V193L254 192V193H255V198H254V197H253L254 195H252L254 189H251V190H252V192H251L250 187H252V186H250V187L248 188V185H247L246 183H244V181L241 182V181H242L241 178L237 176L238 173H237V175H236L237 177H236V176H231V174H228V175L225 174V173L223 174V171L221 172V171H218V170H215V169H218V166H219L220 164H221L222 166L225 167V166L228 165V163H227L228 160L230 161V160H232V159H235V158L237 157L236 155H238V154L241 152L240 149H241L242 147L244 148V145H246V144L248 145L247 142L245 143L246 140H247L248 142H251L252 140H253L252 142H255V140H256V142H258V140L260 141L259 138H261V140H262L261 142H264V141H263V140H264V137H263V136H264V132H262V131H264V130H262L263 128H261V127H262V123H261L260 121H259ZM98 124H100V123H98ZM102 124H103V123H102ZM123 124H122V122H120V124L118 125V126L120 127L119 129H121V128H125V126H124ZM136 124H137V125H136ZM151 124H152L153 126H152ZM165 124H167V123H165ZM204 124H205V123H204ZM244 124H245V126H244ZM94 125L91 124L90 126H92V127L89 126L88 129H101V130L107 129V128H106L107 125H105V126H104V125H101V126H99V125L96 126V125H95V126H94ZM108 125H109V126H108V127H109L108 130L111 131V127H110L111 124H108ZM116 125H114V126L112 125V129L114 130V132H115V130L118 129V126H117L116 129L113 128V127H116ZM138 125H140V129H139V130H138V128H139ZM141 125H142V126H141ZM257 125H258V126H257ZM260 125H261V127H259ZM102 126L105 127V128L103 129ZM122 126H123V127H122ZM136 126H137V127H136ZM156 127H157V128H156ZM258 127H259V128H258ZM119 129H118V131L120 132L121 130H119ZM163 129H164V128H163ZM210 129H208V130L210 131ZM243 129H241V130L244 132V130H246V129H244V130H243ZM258 129H259V130H258ZM260 129H261L262 131H261ZM123 130L125 131V133H127V129H122V131H123ZM153 130H154V128H153ZM214 130H215V131H214ZM239 130H240V129H239ZM239 130H238V131H239ZM247 130H246V131H247ZM106 131H107V130H106ZM246 131H245L244 133H246ZM250 131H251V134H252V131H254L255 133H253V135H251V134H250ZM111 132H112V131H111ZM116 132H117V131H116ZM132 132L130 131V133H132ZM137 132H136L135 135H136V136L139 135V138H141V139H139L138 137H136V139H135L134 136H133L134 133H132L131 136H129V134H128L129 132L127 133L128 135H127V134L118 133V132H117L116 135H115V133H114V140H115V141H113L111 144H113L114 146L118 147V145L120 144V142H122V141L124 140L123 137H125V140H126V138L128 137V138H129V139H128L129 142H131L130 139H131V137H132V139H131V140L133 141L132 143L137 142L136 140L139 139V142H140L141 144H143L144 141H145V140H143L144 138H146V141H149L148 138H150V136H151L149 133H147V132L145 133V132H144L145 134H144V133L142 134L144 137H143L142 135H141V137H140V134H141L142 132H140L139 134H137ZM193 132H194V133H193ZM236 132H237V133H236ZM123 133H124V132H123ZM220 133H219V134H220ZM256 133H257V134H256ZM119 134H121V139H120V136H118ZM202 134H203L204 136H203ZM125 135H127V136H125ZM230 135L233 136V139L236 137L238 140H236V139H235V140L231 139V136H230ZM239 135H240V134H239ZM239 135H237V136H239ZM246 135H248V134H246ZM256 135H257V136H256ZM262 135H263V136H262ZM116 136H117L118 138H117ZM122 136H123V137H122ZM202 136H203V137L206 136V137L203 138ZM225 136H226V137H225ZM201 137H202V138H201ZM220 137H221V135H220ZM228 137H230V138H228ZM240 137H241V135H240ZM255 137H257L258 139L255 138ZM116 138H117L118 140H116ZM122 138H123V139H122ZM133 138H134L135 141L133 140ZM206 138H211V141H210V139H208V143H207V144H206L207 140L204 141V139H206ZM254 138H255V140H254ZM201 139H203V140H201ZM227 139H228V140L235 141L234 144H233L232 141H231L232 143H231L230 141H228L229 144L226 143L225 140L227 141ZM250 139H251V140H250ZM119 140H122V141L119 142ZM125 140L123 141L124 143H125ZM213 140H214V141H213ZM243 140H244V143H245V144L243 143ZM141 141H143V142H141ZM212 141H213V142H212ZM237 141H240L241 143H240V142H237ZM211 142H212V144L210 145ZM236 142L238 143V146H239V147L242 146L240 149H239V147L237 148V149H239L238 152H237V150L235 149L236 147L234 146V145H237ZM132 143H128V144H132ZM235 143H236V144H235ZM208 144H209V145H208ZM231 144L233 145V147H235L234 149H235L236 151H234V149H233V147H232ZM241 144H243V145H241ZM206 145H207V146H206ZM218 145H219V147L221 146L222 149H221V147L219 148ZM119 146H120V145H119ZM198 146H199V145H198ZM216 147L219 148L218 150H220V152H221V153L219 152V153H220L219 155H218V153H217L218 150L216 149ZM225 147H226L227 150H228V148H229V151L225 150ZM206 148H207V149H206ZM214 148H215L216 150H215ZM210 149H212V150L214 149L215 151H217V152H215L214 150H213V151L211 150V154H212V152H213L214 155H215V153H217L216 155H217L218 158H216V157L214 158L213 154H212L213 157H211V156L209 155L210 153H208V152H209L208 150H210ZM198 150H199L200 152H199ZM206 150H207V151H206ZM224 150H225V152L223 153ZM196 151H197V152H196ZM203 151H205V152H203ZM231 151H232V152L234 151V154H233ZM235 152H236V155H235ZM188 153H189V154H188ZM204 153H205V154H204ZM206 153H207V154H206ZM222 153H223L224 156L222 155ZM228 153H230V154H229L230 156L228 155L227 157H225V154H228ZM202 154H203V155H202ZM231 154H233L234 156L231 155ZM204 155H206V156L209 155L210 157H209V156L206 157V156H204ZM220 155H221V156H220ZM231 156H232V157H231ZM235 156H236V157H235ZM205 157H206V158H205ZM223 157H225V159H224ZM233 157H235V158H233ZM203 158H204V159H203ZM207 158H208V159H211V158H212V160H208ZM219 158H221V159H219ZM205 159H206V161H205ZM215 159H217L218 161L216 162ZM226 159H227V160H226ZM188 160H189V161H188ZM207 160L210 161V162H213V163H211V166H210V167H209V164H208V161H207ZM214 160H215V161H214ZM225 160H226V161H225ZM223 161H224V163H221V162H223ZM186 162H187V163H186ZM214 163H215V164L218 163V164H217L218 166H215ZM213 165H214V167H212ZM203 167L200 166L201 169L199 168L200 170H202V176L204 175V174H203V169H202ZM207 167H208V168H207ZM220 167H221V166H220ZM220 167H219V168H220ZM190 168H191V169H190ZM205 168H206V169H205ZM259 168H261V169H260L261 171H259V170H256V171H259L260 174H261V172H262L264 169H263L262 167H259ZM259 168H257V169H259ZM212 169H213V170H212ZM262 169H263V170H262ZM216 171H217V172H216ZM220 172H221L222 174H221ZM191 173H192V174H191ZM254 174L257 175V174H259V173H251V174H249V175H252V176H253ZM262 174H264V172H263ZM218 175H219V176H218ZM222 175H223V176H222ZM243 175H245V174H243ZM249 175H245V177H242V178H244L243 180H245L246 176L250 179L251 176H249ZM256 175H254V176H256ZM189 176H190L192 179H191ZM204 176H205V175H204ZM204 176H203V177H204ZM212 176H213V177H212ZM226 176H227V177H226ZM239 176H240V175H239ZM187 177H188V178H187ZM200 177H201V176H200ZM217 177H218V178H217ZM219 177H223V178H219ZM235 177H236L237 179L240 178V180H239V181H235V180H233V178L235 179ZM259 177H260V176H259ZM263 177H264V175L262 176V178H263ZM189 178H190V179H189ZM224 178H225V180H227V181H228V180H232V183H231L230 181H228V183H227V181H225ZM226 178H227V179H226ZM248 178H246L247 181H249ZM257 178H258V176H256V179H257ZM186 179H187L188 181H187ZM219 179H220V180H219ZM237 179H236V180H237ZM251 179H252V181H253V178H251ZM258 179H259V178H258ZM260 179H261V178H260ZM221 180H222V181H221ZM247 181H246V182H247ZM223 182H225L228 186H229V184H231V185L233 184V186H234V185H235V184H234L235 182H236V183H238V182H239V183H243L241 186L238 185L239 183H238L237 185L234 186V187H235V188H234L235 191H236V189H237V190L239 189L238 193L241 191V189H240L241 187H242V188H245V189H242V191H241V192H244L243 195L241 194L242 197L240 196V193H241V192L239 193V195H238L239 198L236 197V195H237L238 193L235 194V191H234L235 198H236V199L238 198V199H237L238 202L236 201V199L233 200L234 197H232V196H234V195H233V193H231V191H232V190H231V187H232V186L230 185V186H229L230 188H228V186H227L226 184H224ZM229 182H230V183H229ZM254 182H255V181H254ZM254 182H253V183H254ZM193 183H194V185H193ZM222 183H223V184H222ZM251 183H252V182H251ZM248 184H250V183L248 182ZM190 185H192V186H190ZM221 185H222V186H221ZM244 185H245V186H244ZM252 185H253V184H252ZM197 186H198V185H197ZM253 186H254V185H253ZM191 187H195V189L197 188L198 191H196V190H195V191H196L197 193H199V194H194V192H193V188H191ZM207 187H208V186H207ZM216 187H217V188H216ZM222 187H223V188H222ZM239 187H240V188H239ZM187 188H188V189H187ZM210 188H211V189H210ZM213 188L215 189L214 192H213ZM232 188H233V187H232ZM247 188H248L249 190H248ZM191 189H192V190H191ZM223 189H224V191H223ZM246 189H247L248 193H250V194H248V193L246 192ZM138 190H139V189H138ZM143 190H144V191H143ZM190 190H191V191H190ZM211 190H212V191H211ZM221 190H222V191H221ZM230 190H231V191H230ZM225 191H226L227 193H226ZM249 191H250V192H249ZM208 192H209V193H208ZM212 192H213V195H212V197H211L210 195L212 194ZM216 192H217V193H216ZM220 192H222L223 194L220 193ZM245 192H246V193H245ZM203 193H204V194H203ZM207 193H208V195H207ZM214 193H215V194H214ZM224 193H225L226 195H227L228 193L232 195V196L229 195V194H228L229 196L227 195L228 197H230V196L232 197V198L230 197V199H232V202L229 201L230 199H229ZM258 193H259V192H258ZM139 194H140V195H139ZM193 194H194V195H193ZM200 194H201V195H200ZM216 194H217V196H216ZM136 195H137V196H136ZM144 195L147 196L148 198L145 197ZM149 195H150V196L154 195L156 198L158 197L157 199H159V200L161 201V203H162V204H161L162 207H161V205H160V202H158V203L156 202V204L153 203V202H150V199H151L152 197H154V196L149 197ZM172 195H173V194H172ZM195 195H196L197 197H198V196H199V197L197 198ZM218 195H219V196H218ZM224 195H225V196H224ZM244 195H245V196L247 195V197H243ZM249 195H250V196H249ZM142 196H143V197H142ZM178 196H179L180 199L178 198ZM181 196H182V197H181ZM204 196H206L207 198L204 197ZM248 196H249V197H248ZM185 197H186V198H185ZM187 197H188V198H187ZM201 197H203V199H204L205 201H203V199L200 200ZM208 197H209V199H210V198H211V199L209 200ZM213 197H214L215 199H214ZM217 197H218V199H217ZM240 197H241V198H240ZM250 197H251V198H250ZM257 197H259V198L257 199ZM182 198H183V201H186V203L191 201V203H192L193 206L190 205L191 203H188V204L186 205L185 202H184V203H183L184 207H183V205H182L181 208H179V207H180L179 205L183 202V201H182ZM223 198H224V199L226 198V201L229 202V203H227V205L230 206V207H231V205H234V206H235V205H238L237 209H236V207H235V208H233V207L230 208V207H229V208H230V209H229V208L227 207V205H226V201H225ZM227 198H228L229 200H227ZM171 199H172V200H171ZM174 199H175V200H174ZM187 199H188L189 201H188ZM196 199H197V200H196ZM198 199H199V200H198ZM241 199H242V200H241ZM253 199H256L257 201H253ZM259 199H261V200H259ZM262 199H263V200H262ZM173 200L175 201V203H176L178 206H177V205L174 206L175 203H172V202H174ZM195 200L197 201V203H196V204H197V207H198L199 205L202 206V204L205 205L206 202H210L211 200H212V201H213V200H215V201H218V200H219L220 202L225 203V206H224V205H223V206H224L225 208H227L226 211H225V208H224V207L222 208V210H221V208H219L218 210H217V209H214V213H213V214L216 216V217L214 216L216 219H214L213 222L216 224V227H215L214 223H210V224H208V222H210V221L212 220V219L210 220L211 216H210V218H209V217H207L206 215H205V216L202 215V213H200L201 207H200V208H197L196 205H194L195 202H192V201H195ZM221 200H222V201H221ZM239 200H241V201H239ZM167 201H169V202L171 201V202H170V205H171V203H172V205H171V206L169 205V206L171 207L172 211H174L175 213H174V212H171L170 209H167V210H166L165 207L168 206V205L166 204V203H168ZM177 201H178L179 204L177 203ZM179 201H180L181 203H180ZM199 201H200V202H199ZM201 201H202V204H201ZM219 201H218V202H219ZM234 201H236L235 204H231V203H233ZM165 202H166V203H165ZM244 202H245V203H244ZM150 203H151L154 207H152V205H151ZM193 203H194V204H193ZM198 203H199V204H198ZM251 203H253L255 206H254L253 204H251ZM260 203H261V204H260ZM157 204L160 205V207H159ZM168 204H169V203H168ZM163 205H164V208H163ZM187 206H188L187 209H188V213H189V214H188L187 211H186V210H187V209H186ZM242 206H241V207H242ZM252 206H253V207H252ZM173 207H174V209H173ZM176 207H177V211L175 210ZM194 207H195V208H194ZM243 207H242V208H243ZM246 207H248V208H246ZM154 208H155V209H154ZM160 208H161V209L163 208V209H162L163 211H161ZM182 208H184L185 210H183ZM216 208H217V207H216ZM157 209H158V210H157ZM164 209H165V210H164ZM179 209H180V210H179ZM190 209H191V210H190ZM192 209H193L194 211H193ZM196 209H197L199 212H198ZM245 209H246V210H245ZM247 209H248V212H247ZM156 210H157V211H156ZM159 210H160V212H159ZM168 210H169V213H168L169 215L167 214ZM181 210H182L183 212H182ZM189 210H190V211H189ZM215 210H217V211H220V210H221L222 213L225 211L223 214H224V215L226 214V215H225L226 217H225L224 215H220V216H219V217H222V219L220 220L221 222L219 221L220 223L218 222V224L216 223L217 221L215 222V220H217L218 214H220L221 211H220L219 213H217V212L215 213ZM129 211H132V210L129 209ZM150 211H151V212H150ZM165 211H167V212H165ZM179 211H180V212H179ZM184 211H185L188 215H186V213H185ZM192 211H193V213H190V212H192ZM195 211H196L197 213H196ZM252 211H253V210H250L249 214H253L254 212H252ZM257 211H259V210H257ZM149 212H150V213H149ZM152 212H154V213H152ZM163 212H165V213H163ZM177 212H178V213H177ZM181 212H182V213H181ZM194 212H195V213H194ZM251 212H252V213H251ZM222 213H221V214H222ZM137 214H138V215H137ZM150 214H152V216H151ZM160 214H161V216H160ZM163 214H164V215H163ZM171 214H172V215H171ZM177 214H179V217L176 218V220H175L174 218L177 217ZM184 214H185L186 216H185ZM133 215H131V216H133ZM136 215H137V216H136ZM149 215H150V216H149ZM165 215H167L166 217H170V215H171V218L167 219V218H165ZM173 215H174V217H173ZM189 215H191V216L193 215L192 217L190 216V217L192 218V220H193L194 218H196V217L198 218V216H199L201 219H200V218H199V220L196 219V220H197L196 222H199V223H201V222L205 219L200 225H199V223H196V222H195V225H196L195 227L198 228L199 233H196V232H198L197 230H196V232H195V227L193 226V225H194V221H195V219H194V221H192V220L190 221L191 218H189ZM194 215H195V217H194ZM201 215H202V216H201ZM131 216L129 215V218H130V219H131ZM157 216H158V217H157ZM162 216H163V218H162ZM223 216H224V217H223ZM247 216H248V215H247ZM137 217H138L139 219H138L137 223L134 224L133 222H136V218H137ZM193 217H194V218H193ZM219 217H218V220H219ZM159 218H160V220H159ZM164 218L166 219V221H165ZM181 218H182V220H181ZM154 219H155V220H154ZM170 219H171V220H170ZM172 219L174 220V221H173L174 223L177 222L178 219L181 220V221L178 220V222H177L180 226H179L177 223H175V224L173 223V224H174V225H173V224H172ZM184 219H185V220H184ZM186 219L189 221V224H188V221H187ZM202 219H203V220H202ZM207 219H208L209 221H208ZM163 220H164L165 222H162ZM167 220H168V222H170L171 224L168 223ZM169 220H170V221H169ZM157 221H158L159 223H156ZM160 221H161V222H160ZM184 221H185V222H184ZM186 221H187V222H186ZM207 221H208V222H207ZM152 222H153V223H152ZM182 222H183V223H182ZM204 222H205V223H204ZM130 223H131V224H130ZM185 223L188 225V227H189V226H190V227H194L193 229H194V233H196V237L194 236L195 234H193V231L191 232V228H188V230L186 229L187 225H186ZM190 223H191V224H190ZM136 224L138 225V227H137ZM146 224H148V225H146ZM161 224H162V225H161ZM127 225H128V226L130 225V226L128 227ZM133 225H134V227L131 228V226H133ZM135 225H136V226H135ZM142 225H145L144 227H145L146 229L143 230V229H142V227H143ZM175 225H176V226L178 225L179 227L177 226V227H178V228H177ZM197 225H199V227H198ZM207 225H209V226H207ZM218 225H219V226H218ZM126 226H127L129 229H127ZM147 226H148V227H147ZM174 226H175V227H174ZM183 226H184V227H183ZM200 226H201V229H203V230L200 229ZM202 226H204V227H202ZM139 227H141V228H139ZM166 227H168L169 230H167ZM171 227H172V228H171ZM181 227H182V228H181ZM214 227H215V228H214ZM221 227H219V229H221ZM138 228H139V229H138ZM197 228H196V229H197ZM211 228H212V230H211ZM134 229H135V230H134ZM137 229H138V231H137ZM141 229H142V231H141ZM170 229H172V230L170 231ZM178 229H179V230H178ZM180 229H182V230H180ZM189 229H190V232H191V234H192L193 237H191V236L189 235V233H190V232H189ZM193 229H192V230H193ZM216 229H217V230H216ZM132 230H133V231H132ZM173 230H174V233L176 232L175 234L173 233ZM200 230H201V233H200ZM131 231H132V232H131ZM129 232H130V235L127 234V233H129ZM133 232H134V233H133ZM137 232H138V233H137ZM169 232H170V233H169ZM183 232H184V233H183ZM186 232H187L188 234H187ZM140 233H141V234H140ZM162 233H163V234H162ZM180 233L182 234V237H181ZM219 233H220V232H219ZM139 234H140V235H139ZM146 234H149V237H148ZM158 234H159V235H158ZM167 234H168V235H167ZM171 234H172V235H171ZM178 234H179V236H178ZM186 234H187V235H186ZM127 235H128V236H127ZM136 235H137V236H136ZM138 235H139V237H138ZM142 235H143V236H142ZM160 235H161V236H160ZM165 235H166V236H165ZM174 235H175L176 237H175ZM184 235H185L186 237H185ZM169 236H170V237H169ZM189 236H190V237H189ZM135 237H136V238H135ZM147 237H148V239H150V240H147ZM165 237H166V239H165ZM177 237H178V238H177ZM201 237H200V238H201ZM204 237H205V236H204ZM129 238H130V239H129ZM167 238H168V239H167ZM191 238L194 239V240H193V239L191 240L192 242H194L193 244H191V243H192V242L190 241ZM210 238H211V236H210ZM127 239H128V240H127ZM171 239H172V241H173V239H174V240L176 239L177 241L175 240V241H173V242H174V243L178 242V244L176 243L177 245H176V244L173 245V242L171 241ZM179 239H181V241H180ZM205 239H206V240H205L204 242L209 241V240L207 239V237H206ZM123 240H124V241H123ZM126 240H127V241H126ZM167 240H168L170 243H172L173 246H171V244H169V242H166V243H168V244H166L165 241H167ZM197 240H198V241H197ZM148 241H149V243H148ZM159 241H160V242H159ZM163 241H164V242H163ZM179 241H180V242H179ZM182 241H184V242H182ZM133 242H134V243H133ZM135 242H136V244H135ZM137 242H138V243H137ZM189 242H190V244H189ZM122 243H123V244H122ZM145 243H146V244H145ZM181 243H182V244H181ZM183 243H184V244H183ZM134 244H135V245H134ZM141 244H142V245L144 244V246H142ZM149 244H150V245H149ZM164 244H165V245H164ZM179 244H181L180 247L178 246ZM136 245H137V246H136ZM146 245H147V246H146ZM158 245H160L161 248H159L160 246H158ZM162 245H163V246H162ZM184 245H185V247H184ZM190 245H191V246H190ZM130 246H131V247H130ZM132 246H134V247H132ZM140 246H141V247H140ZM150 246H151V247H150ZM154 246H155V247H154ZM166 246H167V247H166ZM174 246H175V249H174ZM177 246H178V247H177ZM182 246H183L184 248H183ZM138 247H139V249H138ZM148 247H149V248H148ZM152 247H153V248H152ZM181 247H182V248H181ZM125 248H127V250H129V251H127V250L124 251ZM134 248H135V249H134ZM154 248H155V249H154ZM158 248H159V251H157V252H155V253L153 254V252H154L155 250H158ZM166 248H168V249H166ZM172 248H173V249H172ZM177 248H178V250H177ZM169 249H170V250L172 249V250H171V253L169 252V251H170ZM183 249H185V251H184ZM132 250H133V251H132ZM136 250H137V251H136ZM139 250H141L142 255H140L141 252H140ZM150 250H151V251H150ZM168 250H169V251H168ZM191 250H192V249H191ZM131 251H132V253H131ZM176 251H177V253H176ZM180 251H181V255L178 256V254H180V253H179ZM137 252H138L139 254H138ZM149 252H150V253H149ZM166 252H167V253H166ZM168 252H169V253H168ZM130 253H131V255H130ZM134 253H135V254H134ZM146 253H147V254H146ZM148 253H149V254H148ZM156 253H158V254H156ZM161 253H163V255H162ZM182 253H183V254H182ZM127 254H129V255H127ZM126 255H127V256H126ZM132 255H133V256H132ZM145 255H146V256H145ZM147 255H148V256H147ZM153 255H154V257H152ZM155 255H157V257H158V255H159L160 258L158 257V259H157V257H156ZM167 255H168V256H167ZM175 255H176V257H175ZM183 255L186 257V260H184V256H183ZM180 256H181V257H180ZM149 257H150V258H149ZM165 257H166V258H165ZM178 257H180V258L183 257V259H180V260H179ZM188 257H190V259H188ZM147 258H148V259H147ZM175 259H177V260H175ZM183 260H184V261H183ZM142 261H143V260H142ZM150 261H151V262H150ZM174 261H176V263H175ZM179 261H180V262L182 261V262L180 263ZM186 261H187V262H186ZM165 262H166V263H165ZM177 262H178V263H177ZM190 263H189V264H190Z\"/></svg>",
	"mask_w": 264,
	"mask_h": 264
}]
</instances>
